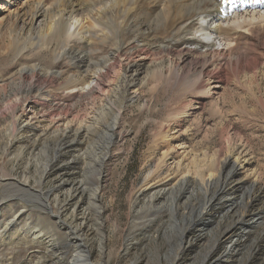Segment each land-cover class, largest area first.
I'll return each instance as SVG.
<instances>
[{"label": "rangeland", "instance_id": "1", "mask_svg": "<svg viewBox=\"0 0 264 264\" xmlns=\"http://www.w3.org/2000/svg\"><path fill=\"white\" fill-rule=\"evenodd\" d=\"M23 1L18 3L21 5ZM38 1L53 4L55 0L30 2L37 4ZM254 3L241 14L243 21L246 20L243 30L228 38L235 51L229 58L230 65L220 72L226 81L218 98L212 100L184 93L180 90L182 87H175V80L167 70L161 81L149 75L151 83L140 86V93L125 104L116 128L124 135L121 141L108 146L103 134L96 137L92 132L91 138L72 153L70 160L79 157L73 169L62 171V164L58 162L59 168L42 180L43 167L35 161L50 159L52 153L47 157L41 148V152L35 153V159L17 145L6 151L2 132L7 128V121L1 116V109L7 98L14 97L22 63L48 64L55 57L46 47L54 45L55 38L50 40L47 36V41L45 37L38 40L39 36L15 38L11 25L18 7L8 6L0 13V172L3 170L0 213L8 221L15 219L19 228H45L56 243L53 249L45 244L29 243L27 239L28 244L18 246L17 251L0 246V258L6 264H66L59 252L72 254V250L63 235L46 225L48 212L43 209L45 199L40 196L46 193L48 202L52 203V213L58 214L66 198L58 189L63 173V178L69 182L65 189L71 188L75 199L62 219L72 223L74 229L84 231L90 252L89 264H264V0ZM134 5L136 3L132 7ZM33 6L26 8L27 14ZM260 15L263 18L260 19ZM86 16L80 18L86 19ZM134 30L126 32L125 50L115 63V70L105 78L107 83L120 75V65L138 57L131 46L137 34L131 32ZM169 34H159L161 43L168 44ZM74 42L75 55L85 58L87 64L112 51L105 39H97L90 45L78 39ZM24 45L30 50H22ZM167 54L165 50L145 52L147 58L157 61L171 57ZM71 65L72 61L64 58L54 66L62 74L51 87L54 105L59 108L54 112L55 118L71 119L79 115L83 119L93 111L92 98L80 92L68 94L65 90L73 75ZM191 67L187 64L186 69ZM186 106L191 107L187 111L190 116L183 119L182 111ZM48 112L47 108L36 106L28 116ZM111 123L109 117V127L101 123L100 131H110ZM170 128L171 132L178 131V144L188 148L191 158L202 159L206 154L205 161H217L212 171L214 179L207 190L195 183H179L184 172L178 171L177 155L167 160L164 169L156 170L161 155L172 149L169 138L165 137V131ZM241 149L249 160L248 171L238 170L237 177L232 179L229 172L234 159L224 167L223 163ZM26 167L31 171L28 170L29 184L23 188L18 182ZM144 183H149L152 189L141 193ZM95 190L100 196L97 200L92 199L91 192ZM158 193L161 196L153 207L149 202Z\"/></svg>", "mask_w": 264, "mask_h": 264}, {"label": "bare ground", "instance_id": "2", "mask_svg": "<svg viewBox=\"0 0 264 264\" xmlns=\"http://www.w3.org/2000/svg\"><path fill=\"white\" fill-rule=\"evenodd\" d=\"M18 1L20 0H0V13L2 14L8 6L18 7L14 11L15 17L11 25L13 36L18 39L24 36H30V39L39 36L38 40L43 37L46 40L47 36L49 39L55 38L54 45L46 46L48 51L50 49L55 54V57L48 64L22 63L17 77L18 84H15L14 88V97L7 98L4 108L1 109V116L7 121V128L3 130L2 137L5 136L6 139L4 142L6 151L17 145L24 152L28 151L29 155L35 159L37 157L35 153L41 148L45 156L52 153L50 159L35 161L43 167L40 180L52 173L51 171L57 167L58 162L62 164V171L73 169L79 157L70 160L72 153L75 152L77 146L91 138L92 132L96 137L103 134L108 146L113 145L115 141H121L124 135L120 134L116 128L123 116L125 104L133 99V96H137V93L141 91L140 86L142 87L143 84L148 86L151 83L148 80L149 75H154L160 80L163 72L167 70L170 77L175 80V87H182L180 90L184 93L205 96L212 100L218 98L226 81L220 72L230 65L229 58L235 51L230 46L228 38H231L233 33L243 30L246 20L243 21L241 14L255 4L254 2L259 3V0H90L89 3L83 4L80 0H53V4L43 1L33 4L30 2L32 0H25L20 5ZM134 3L136 5L132 7ZM147 3L150 8L146 7ZM29 5L34 6L30 14H27L26 8ZM83 15H87V18H80ZM119 18L121 20L117 24ZM261 18H263L262 15H260ZM131 28H135L131 31L132 33H137L131 46L132 51H136L138 57L135 61L120 65L122 71L120 75H116L114 80L107 83L105 78L115 70V63L125 50L124 36ZM167 33L171 35L168 44L161 43L162 40L158 38L159 34ZM76 39L88 42V45L93 44L97 39H105L109 41L112 51L102 59L95 61L93 59L92 63L87 64L85 58H78L74 53L73 45ZM218 45L221 48L217 47ZM22 50L30 49L24 45ZM22 50L21 52H24ZM152 50H165L171 57L161 58L158 61L153 58L149 59L147 55L145 56V52H152ZM64 58L72 61L71 66L73 67V75L69 84L65 86L66 92L68 94L80 92L92 98L93 101L92 113L86 114L83 119L79 115L71 119L67 117L64 119L58 115L55 118L54 115L59 108L54 105V91L51 87L55 86L62 77L54 66ZM237 58L240 59L241 55L238 54ZM75 62H78L77 65H74ZM187 64L192 67L186 69ZM24 82L28 85L26 86ZM36 106H43L49 112L39 116L33 113L34 117L28 116ZM189 108L191 107L186 106L184 111L180 110L183 112V119L190 116L187 112ZM108 116L112 119L110 131L102 132L100 131L101 123H105L106 128L109 127ZM171 131V128L167 129L165 137L169 138L168 143L172 145V149L161 155L156 170L164 169L167 160L177 155L180 159L178 171L183 170L184 172L181 182L179 180L178 182L180 184L195 183L203 190H207L209 182L214 179L212 171L217 161L208 162V159L205 161L206 154L202 159L197 156L191 158L188 148L178 144L180 139L178 131L176 129ZM49 147L52 149L50 150ZM243 151L241 149V151L231 152L232 154L223 163L224 167L231 159H234L229 172L232 179L237 177L238 170L248 168L249 160L246 159ZM204 161L206 164L202 165ZM28 170L31 171V168L26 167L20 173L18 183L23 188L29 184ZM2 172L3 170L0 172V177H3ZM61 175L63 176L60 177L61 183L58 189L61 193H65L66 198L64 197L58 214L52 213V203L48 202L47 194L43 192L40 194L45 199L43 209L48 212L45 217L46 225L55 229V233L63 235L66 245L71 248L72 254L59 252V255L66 259V264H89L90 252L85 243L84 231L74 229L72 223L62 219V214L68 210L75 196H71V188L65 189L69 182L63 178L65 173ZM144 185L141 193L152 189L149 183H144ZM91 194L92 199L100 198L97 190ZM160 196V193L155 194L149 204L154 207V202ZM14 220H6L0 213V246L13 247L17 251L18 246L28 244L26 241L29 239V243L45 244L50 248H56L53 236L48 235L45 228L34 226L19 228V223ZM0 264H6L3 258H0Z\"/></svg>", "mask_w": 264, "mask_h": 264}]
</instances>
